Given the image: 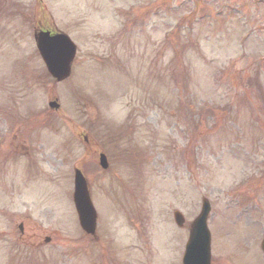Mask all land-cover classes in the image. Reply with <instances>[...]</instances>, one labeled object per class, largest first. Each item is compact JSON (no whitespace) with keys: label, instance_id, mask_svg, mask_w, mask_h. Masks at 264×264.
I'll list each match as a JSON object with an SVG mask.
<instances>
[{"label":"rangeland","instance_id":"1","mask_svg":"<svg viewBox=\"0 0 264 264\" xmlns=\"http://www.w3.org/2000/svg\"><path fill=\"white\" fill-rule=\"evenodd\" d=\"M41 30L77 45L62 83ZM75 169L98 212L85 249ZM202 198L212 264H264V2L0 0V264H182Z\"/></svg>","mask_w":264,"mask_h":264},{"label":"water","instance_id":"2","mask_svg":"<svg viewBox=\"0 0 264 264\" xmlns=\"http://www.w3.org/2000/svg\"><path fill=\"white\" fill-rule=\"evenodd\" d=\"M35 39L40 54L52 76L59 82L68 78L71 73V64L76 55V47L70 38L64 34L51 35L50 32H40L35 35ZM50 107L58 109L59 105L57 102H52ZM100 164L104 169L108 168L107 159L103 154L100 157ZM74 202L81 227L87 233L94 234L96 212L91 203L87 181L79 170L75 172ZM209 212L210 205L205 201L201 215L192 226L185 264L210 263V234L206 223ZM175 218L181 226L184 222L183 217L176 213Z\"/></svg>","mask_w":264,"mask_h":264},{"label":"flooded vegetation","instance_id":"3","mask_svg":"<svg viewBox=\"0 0 264 264\" xmlns=\"http://www.w3.org/2000/svg\"><path fill=\"white\" fill-rule=\"evenodd\" d=\"M21 235H22V234H20V237H21ZM34 247H37V245L34 244ZM58 253L60 254L59 251H58ZM65 256H66V255L63 256V258H64V262H63V264H66V262H67L66 259H65ZM70 256H71V255H70ZM72 257H74V255H72ZM70 259H71V258L69 257L68 261H69ZM59 263H61V261H60ZM218 263H219V264H222L220 260H218Z\"/></svg>","mask_w":264,"mask_h":264}]
</instances>
